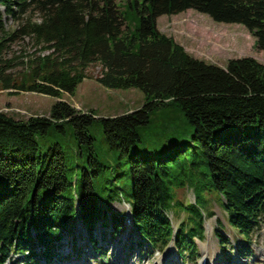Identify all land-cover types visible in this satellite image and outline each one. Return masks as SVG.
<instances>
[{
  "label": "trees",
  "instance_id": "16d2710c",
  "mask_svg": "<svg viewBox=\"0 0 264 264\" xmlns=\"http://www.w3.org/2000/svg\"><path fill=\"white\" fill-rule=\"evenodd\" d=\"M0 5L14 20L31 10L39 15L0 37V89L61 98L97 63L102 86L134 87L144 95L141 106L114 116L82 112L62 99L47 116L18 120L0 111V264L51 262L76 222L89 231L98 222L118 230L124 212L109 213L108 206L116 199L130 206L139 245L162 251L173 239L184 253L204 231L197 201L210 189L227 224L250 243L264 219V63L242 56L222 67L195 58L161 32L156 19L193 9L215 22L243 25L264 49V0H126L123 8L117 0ZM18 36L31 37L40 53L12 74L7 70L18 63L3 51ZM179 112L191 143L149 146L152 123L161 120L153 142L165 140L175 133ZM50 135L60 140L41 152L38 137ZM67 136L71 144L62 140ZM67 153L79 164L70 166ZM173 188L190 189L195 203L175 200ZM181 212L185 218L174 232L169 214ZM216 236L224 242L221 232ZM89 241L102 254V245ZM11 252L21 259L9 262Z\"/></svg>",
  "mask_w": 264,
  "mask_h": 264
},
{
  "label": "rangeland",
  "instance_id": "374dc122",
  "mask_svg": "<svg viewBox=\"0 0 264 264\" xmlns=\"http://www.w3.org/2000/svg\"><path fill=\"white\" fill-rule=\"evenodd\" d=\"M125 1L117 0V3L123 8ZM27 18L37 21L39 15L31 10L22 18L14 20L0 5V23L3 26L0 27V37L9 35ZM156 25L161 32L181 44L191 56L208 63L223 67L230 58L242 56H251L264 63V49L257 47L255 38L241 24L215 22L204 13L187 9L177 14L158 16ZM39 53V46L31 37L18 36L13 41H9L3 56L14 59L18 64L7 71H11L12 74L20 72L23 68L21 61ZM100 72L99 64H89L85 69V78L76 86L74 92L63 93L61 98L36 92L0 89V111L18 120H26L30 116H47L54 102L62 99L82 112L93 111L99 117L119 115L143 104L144 95L141 90L134 87L106 88L96 80ZM174 120L177 122L173 125L175 133L157 143L153 142L155 137L153 132L160 128L161 120L152 123L151 128L147 130L151 134L148 136L149 146L164 148L173 146L174 143H191V133L180 112ZM92 133L95 138H99V128L96 125L92 128ZM59 140L60 138L55 135L45 138L39 136L40 151L44 150L46 143L48 145ZM62 140L66 144L72 143L69 136ZM96 154L102 156L100 150H97ZM67 158L70 166L79 164L75 156L69 157L67 153ZM105 161L107 164L108 161ZM109 161L111 163L110 158ZM74 169L77 170L79 167L75 166ZM172 192L175 200L195 203L190 189L173 188ZM204 193V200H198L197 205L206 214L204 220L206 230L202 235L193 237L196 247L188 248L184 253L178 250L174 240V249H170L172 245L168 248L170 245L168 243L162 251L150 249L146 244L139 245L136 231L124 223L113 232L109 227L103 228L100 222L92 231L83 228L80 222H76L74 233H66L61 239V253L47 264H159L163 259L166 261L163 264H199L201 258L205 256L203 251L206 248L213 255L209 264H264V219L260 227L251 235L250 243L245 242V237L240 236L227 224L217 192L210 189ZM108 206L109 213H118L124 212L127 204L116 199ZM169 217L173 226L178 228L180 221L185 218V213L181 212L179 216L170 213ZM217 231L225 236L224 242H219L217 239ZM128 233L131 237H128ZM91 237L102 245V254L97 253L90 243ZM213 251H217L218 254L215 255ZM9 257V262L21 259L20 255L14 252H11Z\"/></svg>",
  "mask_w": 264,
  "mask_h": 264
},
{
  "label": "bare ground",
  "instance_id": "6f19581e",
  "mask_svg": "<svg viewBox=\"0 0 264 264\" xmlns=\"http://www.w3.org/2000/svg\"><path fill=\"white\" fill-rule=\"evenodd\" d=\"M128 234H129V233H128ZM128 237H131V234H129ZM171 245H172V247H171L170 249H174V247H173L174 244H173V243L170 244L169 247H170ZM169 247H168V248H169ZM166 250H167V249H166ZM169 251H171V250H169ZM203 253L205 254V257H206V262H205L204 264H209V262H211L212 259H213V258H212L213 255H211L212 252H211L209 249L206 248V250H204ZM213 253H214L215 255L218 254L217 251H213ZM215 255H214V256H215ZM164 262H166V261H164V259H163V260L160 261L159 264H163Z\"/></svg>",
  "mask_w": 264,
  "mask_h": 264
}]
</instances>
